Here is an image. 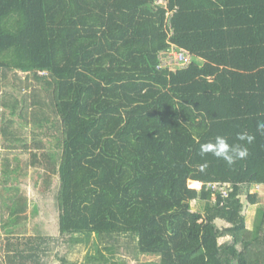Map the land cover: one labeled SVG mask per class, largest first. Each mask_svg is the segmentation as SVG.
I'll return each instance as SVG.
<instances>
[{
	"label": "trees",
	"instance_id": "1",
	"mask_svg": "<svg viewBox=\"0 0 264 264\" xmlns=\"http://www.w3.org/2000/svg\"><path fill=\"white\" fill-rule=\"evenodd\" d=\"M165 2L0 0V264H69L94 237L90 264H264V207L247 227L264 187V0ZM171 49L205 63L159 68ZM241 131L246 159L201 156ZM101 145L124 162L78 173ZM29 176L57 202L31 206ZM116 200L140 211L119 230Z\"/></svg>",
	"mask_w": 264,
	"mask_h": 264
},
{
	"label": "rangeland",
	"instance_id": "2",
	"mask_svg": "<svg viewBox=\"0 0 264 264\" xmlns=\"http://www.w3.org/2000/svg\"><path fill=\"white\" fill-rule=\"evenodd\" d=\"M105 133V130L103 131V134ZM102 144V143H100ZM111 144L110 142L106 143V151L107 152H110V153H114V149L112 147L115 146V148H120L118 147L117 143L114 142L113 146L111 147ZM104 145H101L100 147H97V149H99L97 152H95L93 155L91 156H88L86 160H84L83 163H81L79 166H78V170L77 172L78 173H85V167H89L88 165L86 164H90V165H95L97 167H99L100 169V166L99 164L101 163L104 164L106 166V168H109L111 167V165H113L115 168L117 167V163L119 162H124V159L117 157L114 159V158H111V159H105L103 158V155L106 156V158H108V156L106 155L105 153V150H104ZM123 150H127L128 153H126L127 155H130L131 152L129 151H132L133 149H131V146L128 147L127 145L124 146V148H122ZM116 149H115V153H116ZM117 162V163H116ZM23 181V186H24V190L26 191L27 195L30 197V205L32 206V204L34 203H55L57 202L55 198L52 197V194L50 196H44L42 198V195L39 193H37L34 189H33V185H32V179H31V176L27 177V178H24L22 179ZM96 184H101V179H100V182L97 180ZM190 187L193 188V189H197L200 193L202 192L201 191V188H202V185H199V184H194L193 182L190 183ZM258 191H259V194H260V197H261V203L258 204V205H255V206H250L249 209H248V212H247V227L249 229H252L253 228V224H254V218L257 214V210L258 208L260 207H264V187L260 186L259 188H257ZM215 200V197H213V200ZM116 203V207H115V211H114V218L112 217V215H110L107 220H111L110 224L109 225H106L103 224L102 226L104 227V225H106L107 227H112L113 229L115 230H119L121 228H118L117 225L119 227H123V226H120L123 222L122 221H125L128 216L130 217H137L139 215V210L137 208V206H132V205H129V203H126L124 204V201L122 200L121 201H115ZM193 206L194 208L195 207H198V208H203L204 207V202L200 203V202H194L193 203ZM104 210V208H102ZM58 212L56 210H53L52 208H49L48 212H47V216L50 217V219L48 221H46L44 218L42 220H40L37 216L36 218L31 215V220L32 222L36 225V224H41L43 223V221H46L47 224L49 226H47V229H45V231L51 233L52 235H57L58 234V229H57V225H56V222L54 221L55 219V216H57ZM111 214V212H110ZM113 214V213H112ZM53 218V219H52ZM113 221V223H112ZM107 222V221H106ZM129 223V222H128ZM33 225V224H32ZM34 225V226H35ZM113 225V226H112ZM32 228L30 227V235L34 234L35 232L33 231V227ZM134 228V226L132 227ZM130 229V228H129ZM96 241H95V237L93 238V240L89 243V245H85V246H80L72 251H67L66 253V257L69 261V264H90L89 262L90 261H97L98 260V255H97V249H96V245H95ZM102 252L104 254H109L108 251L104 250L103 248L101 249ZM156 258L155 257H142L141 259V262L139 263H135V264H146L147 262H151L153 260H155Z\"/></svg>",
	"mask_w": 264,
	"mask_h": 264
},
{
	"label": "clouds",
	"instance_id": "3",
	"mask_svg": "<svg viewBox=\"0 0 264 264\" xmlns=\"http://www.w3.org/2000/svg\"><path fill=\"white\" fill-rule=\"evenodd\" d=\"M257 132L264 135V120L258 121ZM236 140L239 143H229L227 137L217 135L213 140L200 145L201 156L211 154L217 159L224 160L229 166L234 165L239 160H244L249 156L247 145H251L255 136L249 134L247 131L237 133ZM201 169L207 167V163L200 165Z\"/></svg>",
	"mask_w": 264,
	"mask_h": 264
},
{
	"label": "built area",
	"instance_id": "4",
	"mask_svg": "<svg viewBox=\"0 0 264 264\" xmlns=\"http://www.w3.org/2000/svg\"><path fill=\"white\" fill-rule=\"evenodd\" d=\"M157 3L160 5H166L165 0H157ZM192 57L185 50L177 51L175 49H171L170 51L163 54L161 59V65L159 68H169L173 69L174 66L185 67L191 63ZM230 185L219 186L218 184H210L209 188H212L213 194L216 191L221 192L224 197L227 196L228 190H230ZM215 197V195H214Z\"/></svg>",
	"mask_w": 264,
	"mask_h": 264
},
{
	"label": "crops",
	"instance_id": "5",
	"mask_svg": "<svg viewBox=\"0 0 264 264\" xmlns=\"http://www.w3.org/2000/svg\"><path fill=\"white\" fill-rule=\"evenodd\" d=\"M192 61H195V62H197L199 65H203V63H205V61H204V60L197 59V58H196V59H194V58H193V59L191 60V62H192ZM196 183H197V182H195L194 184H196ZM198 184H199V183H198ZM199 185H200V184H199Z\"/></svg>",
	"mask_w": 264,
	"mask_h": 264
}]
</instances>
